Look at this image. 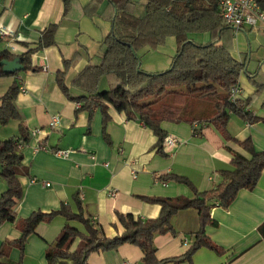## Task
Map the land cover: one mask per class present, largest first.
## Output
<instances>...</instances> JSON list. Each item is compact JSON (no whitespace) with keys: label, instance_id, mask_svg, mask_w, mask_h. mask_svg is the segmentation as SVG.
<instances>
[{"label":"crops","instance_id":"crops-1","mask_svg":"<svg viewBox=\"0 0 264 264\" xmlns=\"http://www.w3.org/2000/svg\"><path fill=\"white\" fill-rule=\"evenodd\" d=\"M92 1L76 0L65 13L63 0H0V29L10 34L0 37V51H8L11 60L21 59L36 47L46 28L58 25L55 45L31 54L33 70L25 71L24 67L18 75L0 78V98L16 82L23 87L16 101L21 119L6 126L10 127V133L1 130L5 126L0 124V141L28 136L23 146V165L28 175L20 178L23 199L16 208L15 223L0 222V248L4 243L19 240L20 220L35 212L58 211L62 204H68L75 214L81 210L85 217L101 226L108 238H114L124 233L118 214H133L143 219L159 217L161 207L144 198L192 195L185 183L174 179L161 182V176L186 179L198 192H207L221 181V172L233 170L232 152L249 156L213 125L203 129L202 137H196L186 122L162 124L167 135L180 141L175 147L165 148L166 156H163L157 152V136L141 121L128 120L111 106L106 123L99 108L78 111L77 104L59 88L56 75L65 71L67 61L66 82L70 85L87 66L102 62V42L112 32L113 23L103 15L106 2L96 15L87 14L85 9ZM228 33L232 55L245 67L239 79L238 98L242 102L250 100L247 111L259 118L248 124L233 114L228 121V132L238 142L251 140L257 149L264 150V25L232 28ZM190 38L196 44H207L218 38V32L192 34ZM176 52L177 42L173 37L157 49L144 48L139 53L141 68L148 73L163 72L170 67ZM208 112L212 113L208 117L214 115L213 110ZM54 116L60 117V123L52 128L50 122ZM61 150L68 151V156L54 153ZM6 191L0 167V197ZM77 196L81 206L76 202ZM211 218L218 226H209L206 232L223 249V255L201 249L191 262L173 260L187 252L193 244L191 235L200 229L198 211L188 209L180 211L173 220L177 236L155 238L158 259L173 260L165 264H264V239L259 231L264 223V171L254 190L240 191L228 209L214 207ZM67 224L86 233L79 222L56 216L51 222L38 225L23 255L17 246L11 245L7 249L8 260L12 264H47V249ZM142 258L139 248L125 245L117 251L93 253L88 263L141 264Z\"/></svg>","mask_w":264,"mask_h":264},{"label":"trees","instance_id":"trees-1","mask_svg":"<svg viewBox=\"0 0 264 264\" xmlns=\"http://www.w3.org/2000/svg\"><path fill=\"white\" fill-rule=\"evenodd\" d=\"M75 1L63 0L65 13ZM220 1L93 0L85 9L87 14L96 15L106 2L108 6L103 15L113 23L112 32L102 42V62L100 65L87 66L68 85L69 65L65 61V71L56 75V81L69 100L81 103L78 111L91 112L99 108L106 123L110 119L107 112L111 106L118 113L125 114L128 120L141 121L157 136V152L163 156H166L164 140L167 134L162 128L165 122L189 123L196 137H202L203 129L213 125L228 141L237 143L249 156L232 152L233 170L221 172V181L207 192H198L186 179L161 176V182L174 179L185 183L192 195L184 198H144L161 207L159 217L143 219L133 214H118L124 233L114 238H108L101 226L93 222L92 218L85 217L81 210L79 214L72 212L68 204H62L58 211L48 214L35 212L29 218L19 221V240L2 245L0 264H12L8 260L7 250L11 245L17 246L23 255L27 241L36 233L38 225L51 222L56 216H63L68 222H79L85 227L86 233L67 224L59 237L49 245L47 264H89L91 254L117 251L125 245L135 246L143 252L141 264H165L173 260L178 263L191 262L195 253L201 249L224 254L223 249L212 242L206 232L207 227L218 226L211 218V210L214 207L228 209L240 191H252L257 187L264 171V150L257 149L251 140L238 142L228 132V121L233 114L248 124L259 121V118L247 111L250 100L242 102L237 98L231 101L230 90L239 85L245 67L232 55V42L229 41L228 33L232 27L226 24L220 14ZM139 5L143 7L144 13L136 15ZM261 8L264 11V1L261 2ZM57 27L52 24L46 28L36 47L21 57L25 71L33 70L31 54L34 51L55 45ZM209 32H218V38L207 44H196L190 38L192 34ZM170 37L177 42V52L170 67L158 73L143 71L139 53L147 47L157 49L163 46ZM11 58L8 51H0V62ZM19 73L6 74L0 65V78ZM103 79L108 81L109 89L101 91L100 83ZM20 92L16 82L0 98L1 126H7L11 121H20L16 107ZM193 99L209 101L214 115L205 119L191 115L189 105ZM20 128L23 133L22 125ZM27 141L28 136L25 134L21 139L18 137L0 141L1 177L7 184V191L0 197L1 223H15L16 208L23 199L20 178L28 175L23 165V146ZM76 202L81 206L78 196ZM188 209L198 211L200 219V229L191 235L193 244L178 259L159 260L155 238L167 234L177 236L173 220L180 211ZM259 231L264 239V223ZM77 240H80L79 244L72 250Z\"/></svg>","mask_w":264,"mask_h":264},{"label":"built area","instance_id":"built-area-1","mask_svg":"<svg viewBox=\"0 0 264 264\" xmlns=\"http://www.w3.org/2000/svg\"><path fill=\"white\" fill-rule=\"evenodd\" d=\"M264 0H221L220 14L226 24L235 29H241L243 26L258 27L264 25V11L261 8V2ZM10 36L5 29H0V37ZM23 90V87H20ZM231 101L234 102L240 94V86L237 85L230 90ZM81 107V103H76ZM60 117L54 116L50 122L52 128L58 126ZM180 144L175 136L167 135L164 140V148H172ZM22 148V145H19ZM57 155L68 156V151H55ZM187 243V242H186ZM185 243V244H186Z\"/></svg>","mask_w":264,"mask_h":264},{"label":"rangeland","instance_id":"rangeland-1","mask_svg":"<svg viewBox=\"0 0 264 264\" xmlns=\"http://www.w3.org/2000/svg\"><path fill=\"white\" fill-rule=\"evenodd\" d=\"M141 13H144V9L139 5L138 11L136 15H140ZM100 90H108V81L106 79H103L100 83ZM189 110L191 115H196V116H203V117H208L212 115L209 114L208 110H212V104L209 101H199L196 99L191 100L190 105H189ZM1 128V127H0ZM1 130H4L5 133H8L10 131V127H2ZM10 133V132H9Z\"/></svg>","mask_w":264,"mask_h":264},{"label":"water","instance_id":"water-1","mask_svg":"<svg viewBox=\"0 0 264 264\" xmlns=\"http://www.w3.org/2000/svg\"><path fill=\"white\" fill-rule=\"evenodd\" d=\"M0 65L6 74L16 73L24 70V66L21 63L20 58H14L13 60H3L0 62Z\"/></svg>","mask_w":264,"mask_h":264}]
</instances>
